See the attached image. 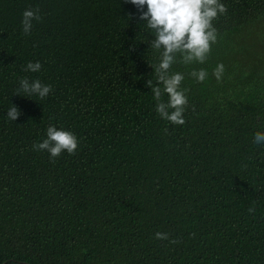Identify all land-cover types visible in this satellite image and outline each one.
Wrapping results in <instances>:
<instances>
[{
  "label": "trees",
  "instance_id": "trees-1",
  "mask_svg": "<svg viewBox=\"0 0 264 264\" xmlns=\"http://www.w3.org/2000/svg\"><path fill=\"white\" fill-rule=\"evenodd\" d=\"M220 2L206 62L172 66L189 89L175 125L146 87L159 54L133 5L0 0V264H264V0ZM24 77L52 92L15 95ZM49 125L74 155L33 150Z\"/></svg>",
  "mask_w": 264,
  "mask_h": 264
},
{
  "label": "clouds",
  "instance_id": "clouds-1",
  "mask_svg": "<svg viewBox=\"0 0 264 264\" xmlns=\"http://www.w3.org/2000/svg\"><path fill=\"white\" fill-rule=\"evenodd\" d=\"M124 3H130L136 8V19L143 22L152 34L148 46L159 54L157 62L149 66L154 68L156 85H153L151 79L146 82V87L151 90L156 101V112L172 124L183 125L189 89L182 87L185 74L171 71L172 66L178 62L184 65L206 62L211 45L217 40V29L213 21L218 14H225L227 7L220 0H124ZM22 17L25 35L31 34L33 21L39 22L42 19L38 6L26 9ZM128 18L131 19L132 14H129ZM41 67L39 62H29L24 71L37 73ZM223 72L224 65L219 64L213 74L219 80ZM189 75L198 82H203L208 72L205 69L193 70ZM19 84L20 87L15 92L18 96L24 93L44 99L52 92V86L42 83L39 79L30 81L24 77L20 79ZM165 94L168 97L166 102L163 99ZM20 115L21 111L14 105L7 110L8 120L16 121ZM46 137L42 142L33 144V150L47 151L50 161H55L65 151L74 155L79 146V139L73 132L58 129L54 125L47 127ZM253 142L257 145L264 144V132L257 131ZM248 212L254 213L255 207H250ZM155 238L168 240L169 234L157 232ZM170 243L176 244L178 241L172 239Z\"/></svg>",
  "mask_w": 264,
  "mask_h": 264
}]
</instances>
